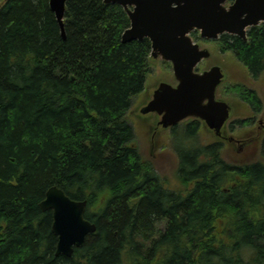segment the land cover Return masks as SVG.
Here are the masks:
<instances>
[{
  "label": "trees",
  "instance_id": "16d2710c",
  "mask_svg": "<svg viewBox=\"0 0 264 264\" xmlns=\"http://www.w3.org/2000/svg\"><path fill=\"white\" fill-rule=\"evenodd\" d=\"M65 22L63 36L49 0H0V264H264L263 158L227 160L193 119L173 128L180 188H168L129 117L151 40L123 41L130 17L105 0H67ZM219 44L264 71V23ZM225 92L262 106L245 83ZM52 185L87 199L97 225L72 256L56 254L40 207Z\"/></svg>",
  "mask_w": 264,
  "mask_h": 264
},
{
  "label": "water",
  "instance_id": "95a60500",
  "mask_svg": "<svg viewBox=\"0 0 264 264\" xmlns=\"http://www.w3.org/2000/svg\"><path fill=\"white\" fill-rule=\"evenodd\" d=\"M105 0L124 6L131 25L123 33V41L150 38L152 57L171 61L177 82L161 81L152 97L141 108L143 113L155 112L159 123L169 128L187 117H200L220 133L230 115L231 105L217 97L224 79L220 64L201 72L195 68L212 53L194 42L191 31L217 38L225 32L247 38L249 27L264 22V0ZM63 36L66 35L67 0H50ZM156 143L154 146H158ZM153 156V150L150 151ZM87 200L70 197L63 188L53 185L41 200L42 210L51 209L52 231L57 235L56 254L72 256L82 247L97 225L86 218Z\"/></svg>",
  "mask_w": 264,
  "mask_h": 264
},
{
  "label": "rangeland",
  "instance_id": "374dc122",
  "mask_svg": "<svg viewBox=\"0 0 264 264\" xmlns=\"http://www.w3.org/2000/svg\"><path fill=\"white\" fill-rule=\"evenodd\" d=\"M192 36L194 37L195 41L201 42L205 46L211 47V49L214 51V56L211 58V60L215 59V61H220L223 63H226L231 69L234 70V73L229 75V80H239L244 81L248 85L254 87L261 96H264V72L260 73L259 76L254 77L250 71L236 58L233 52H223L221 50V46L219 44L220 39H207L200 36L199 31H195L192 33ZM232 63V64H231ZM205 60H203L199 66H204ZM238 69V70H237ZM173 69L172 65L170 63H164L163 61H156L153 65L152 73L148 76L146 87L144 91H142L137 97L134 99L133 105L130 109L129 115L134 114L133 108H138L143 104L150 96V94L153 92L155 86L163 81L164 78H167L168 80L173 79ZM224 87L223 84L220 88V94L225 95L228 97H235L233 95H226L224 93ZM235 101V99H232ZM240 109H245L246 106L243 103H239ZM138 110V109H137ZM135 109V111H137ZM132 113V114H131ZM132 122L134 123L133 118H131ZM190 121V119H186L179 124L176 125V132L173 130H168L164 133L161 137V142L158 146H152L151 145V133H146L147 130H145V126L141 121H136V141L134 142L138 146H140L143 151L147 154L150 149L153 150V157H155L156 162V169L158 173L168 182V188L170 189H179L180 183L179 178L177 176V168H178V155L175 151V148L173 146V137L174 133H178L181 131V129L186 124L185 122ZM141 128V129H138ZM244 128V127H243ZM145 130V131H144ZM174 132V133H173ZM187 135L184 132L179 133V136L177 138L178 143L180 141H184L186 139ZM211 135L206 130L200 131V138H198V142H209L211 140ZM225 147L224 151V157L231 161V162H238L239 160L235 157L233 154V151L230 148V145H223ZM260 147V146H259ZM257 148L256 153L254 156H257L260 154V157L258 158H264V150L262 148ZM262 156V157H261ZM246 159V158H245ZM160 228L165 229L164 222L160 223Z\"/></svg>",
  "mask_w": 264,
  "mask_h": 264
},
{
  "label": "flooded vegetation",
  "instance_id": "af4514ba",
  "mask_svg": "<svg viewBox=\"0 0 264 264\" xmlns=\"http://www.w3.org/2000/svg\"><path fill=\"white\" fill-rule=\"evenodd\" d=\"M214 63L213 60L207 61V67H210ZM223 70L229 75L233 74L231 68L228 65L223 66ZM234 71V70H233ZM237 105H232V115L222 127L221 133H216L207 127L204 121H200V117L197 118V125L200 137V124L201 126L212 131L211 133L219 139V141L231 145V150L235 157L241 162L246 159L258 158L260 156H254L257 148H264V96H262V106L256 111L251 107L240 109ZM235 114H245L235 117ZM136 116L142 118L144 122L150 127L151 143H153L154 137L158 139L161 132L164 131L161 125L158 124L160 117L157 115H141L136 113ZM238 118L240 122H237ZM244 127V128H243Z\"/></svg>",
  "mask_w": 264,
  "mask_h": 264
}]
</instances>
